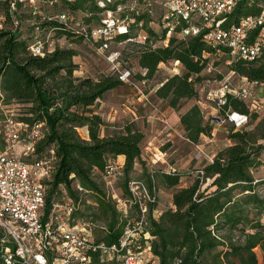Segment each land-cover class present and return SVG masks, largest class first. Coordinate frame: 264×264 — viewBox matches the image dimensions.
<instances>
[{
	"label": "trees",
	"instance_id": "1",
	"mask_svg": "<svg viewBox=\"0 0 264 264\" xmlns=\"http://www.w3.org/2000/svg\"><path fill=\"white\" fill-rule=\"evenodd\" d=\"M138 2L143 9L126 12L135 23L127 33L118 34L114 41L132 40L133 28L146 32L139 50V66L145 73L140 74L142 81L153 77L161 63L174 61L181 64L184 71L168 77L156 91V96L167 101L169 107L180 115V128L185 138L190 144L198 145L202 136H213L211 123L206 120L199 104L184 112L179 111L183 100H199L197 87L200 75L209 64L208 57H228L229 67L235 74L258 85L264 84V53L250 61L232 57L228 48L207 45L202 34L178 38L179 31L188 26L187 22L164 21L162 13L156 17L150 8L143 7L145 0ZM263 7L264 0H242L234 11L221 18V28L238 25L241 18L258 15ZM5 10L6 6L0 3V12ZM60 10L82 13L85 23L100 26L106 9L99 7L95 0H74L63 2ZM152 23L162 30L161 39L156 41L153 37L158 35ZM169 23L175 26L171 35ZM64 35L63 31L56 32V38ZM3 38L6 39L0 50V91L5 94L6 104L12 100L29 104L25 114L17 118L19 121L30 126L42 125L43 138L36 145L34 158L44 159L50 157L51 150L55 151L56 172L52 181L47 182L46 213L57 201L55 198L60 196L62 187L72 199L79 201L78 183L87 193L94 195L97 206L92 217L94 221L102 218L106 225L105 234L95 239L106 244L117 243L132 212L126 218L115 209L104 193L102 174L110 160L116 161L124 156L121 190L123 197L129 198L131 174L137 164L144 165L141 146L146 134L130 123L107 131L95 106L106 93L125 83L112 74H104L97 80L75 77L77 65L73 61L76 55L73 49L57 48L52 54L40 58L32 56L30 45L18 40L17 35L0 33V40ZM71 40L86 43L83 38L68 36L67 41ZM227 98V106H217L223 116L230 108L248 115L252 121L258 120L259 113L250 112L251 103L231 95ZM0 101H3L1 97ZM228 124L225 128L228 126L230 145L220 150L213 161L198 167L196 177L189 185H182L183 177L188 173L181 174L173 167L167 170L154 167L145 176L144 181L149 187H155L157 198L158 183L172 192V207L155 216L157 204L150 206L145 227L150 236V254L158 259L159 264H260L255 250L259 249L264 255V197L259 195L264 179H255L252 171L260 168L263 162L264 117L253 130ZM79 130H86L88 138L85 139ZM145 243L143 240L141 248L146 246ZM92 264H101L97 255H94Z\"/></svg>",
	"mask_w": 264,
	"mask_h": 264
},
{
	"label": "built area",
	"instance_id": "2",
	"mask_svg": "<svg viewBox=\"0 0 264 264\" xmlns=\"http://www.w3.org/2000/svg\"><path fill=\"white\" fill-rule=\"evenodd\" d=\"M72 1L74 0H0L6 6V10L0 12V33L6 32L9 22L15 30L20 29L21 17L25 13L35 35L29 52L40 58L62 48L61 40L67 41L68 36L83 38L86 43L95 47L99 55L106 56L113 76L125 84L135 86L140 98L149 101L142 92L141 83L132 82V71L122 69L119 53L110 52L114 38L118 34L127 33L135 23L126 12L143 9L138 0H95L99 7L106 9L100 26L85 23L77 13L49 11L60 7L63 2ZM240 1L242 0H163L160 4L164 21L183 20L188 23L187 27L179 31L178 38L202 34L207 45L228 48L232 57L253 61L264 53V7L256 16L241 18L238 25L221 28V18L234 11ZM143 7L150 8L152 15H155L152 0H145ZM124 13L126 16H123ZM169 26L171 35L175 26L170 23ZM58 30L65 35L56 38ZM107 52L110 53L105 55ZM176 63L179 65V62ZM241 81L245 84L237 86L229 80L224 81L208 98L215 101L217 106L225 107L227 96L231 95L241 101L249 100L250 112L264 113V92L258 98L253 95V87L264 88V84L250 83L244 77ZM162 121L170 128L167 117H163ZM249 121L248 115L228 108L218 123L219 126L232 123L236 128L242 129ZM42 138L41 124L30 126L19 121L14 113H2L0 264H92L94 255L100 258L101 264H152V258L148 259L146 255L151 250L150 236L145 232V227L148 224L150 206L158 204L155 187L151 189L144 180L133 179L128 183L130 197L119 196L115 185L125 164L110 160L101 178L104 193L113 200L122 217L128 218L132 209H136V219H129L117 243L98 242L93 232L95 225L79 216L82 196L87 191L78 183L76 190L80 195L79 201L68 197L54 201L50 212L46 213L47 182L52 181L56 164L54 150H51L50 157L40 160L34 158L36 145ZM196 147L200 155H203L202 146ZM29 157L34 160L28 163ZM259 195L264 197V187ZM160 214L158 210L155 211V216ZM143 240L146 241V246L141 248Z\"/></svg>",
	"mask_w": 264,
	"mask_h": 264
},
{
	"label": "rangeland",
	"instance_id": "3",
	"mask_svg": "<svg viewBox=\"0 0 264 264\" xmlns=\"http://www.w3.org/2000/svg\"><path fill=\"white\" fill-rule=\"evenodd\" d=\"M163 0H152L154 13L156 17L159 16L160 13L163 12L161 7V2ZM51 13L56 11H61L60 7H56L55 9L49 10ZM79 18H83L84 15L82 13H77ZM28 15L25 13L22 14L21 20L22 23L20 25V29L15 30L12 24L9 22L6 27V33L17 35L18 40L22 42H27L28 45L33 43L34 39V30L33 27L30 26L28 22ZM95 25L94 23H92ZM152 27L155 29L157 37L154 36L153 40L156 41L161 39L162 37V30L160 29L159 25L156 23L151 24ZM133 40L127 42H116L113 41L110 46V52H116L120 55V64L122 69L130 70L133 74L132 82L136 84H140L143 94L146 96L147 100L145 101L140 98L138 90L135 86L131 84H125L119 87V89L110 91L104 95V98L100 101H97L95 109L97 113L103 117L108 125L107 131H113L111 126L115 127H123L126 124H132L135 128L145 132L146 137L142 143L143 154H142V162L144 166L142 167L141 164L137 165L135 171L131 174V178L133 179H144L142 176L143 168L146 170H152V168H160L165 167L170 169V167L175 168L181 174H191L185 175L183 177V187L189 185L193 178H195V170L198 169L204 162H210L214 159V156L222 149L227 148L231 141L227 139V125L219 126L218 120L223 116L220 113V110L217 108V104L215 101H211L208 96L209 94L219 89L223 82L229 80L233 82L235 85L239 86L242 83L245 84L240 76L235 74L230 66V61L228 57H223L220 55H214L209 58V64L207 65V69L203 71L200 75L201 80L199 81L200 85H198V99L196 101H188L183 100L181 102L180 113L186 111L194 104H199L201 107L203 114L206 116V120H208L213 131V136L207 137L202 136L199 143H202L204 154L200 155L199 150H197V145H192L188 142L185 138L184 132L179 130L177 126L174 125V121L170 120L173 129L167 128V131L162 134L163 137L161 139H154L153 138V131L152 129L161 128L163 123L153 117V114H164L166 111H169V104L167 101L160 100L156 96V91L163 86V82L168 77L174 76L176 74H180L184 71L181 64L177 65L176 62L170 61L161 63L157 67L156 73L151 77L149 80L145 81L142 84V80H140V74L144 75V70H142L139 66V50L140 44H142L145 40L146 32L144 30H140L139 28H133L132 32ZM159 37V38H158ZM6 38L0 40V50L4 45V41ZM62 41V49H70L76 52V55L73 59L74 63L77 65L74 76L82 79L92 78L94 80L99 79L104 74H111L110 65L106 58V56H101L97 53L95 47L90 43H85L80 40H71L69 41ZM158 45H163L162 43H158ZM107 52L105 55H108ZM262 88L261 86L253 87V95L254 97H260L262 95ZM0 117H2V113L10 112L14 113L17 118L25 114V110L27 109L28 105L18 103L14 100L12 102L6 104L5 101V94L0 91ZM249 101V100H248ZM250 103V102H249ZM264 117V113H259V118L257 121L250 120L246 129L253 130L255 126L259 123V121ZM137 118V119H136ZM157 118H161L157 115ZM169 119V115L167 116ZM174 125V126H173ZM109 128V129H108ZM176 130V131H175ZM83 137H86L83 130H79ZM167 133L170 136H167ZM210 140H212L210 142ZM168 146V147H167ZM167 147V150H163ZM3 148V142L0 140V150ZM163 154V155H161ZM160 159V161H158ZM263 160L262 165L260 168L253 170L252 174L254 175L255 179L260 180V178H264V154L261 156ZM34 158L29 157L27 162H32ZM164 162V163H163ZM96 176L97 173H95ZM99 179V178H98ZM123 173L121 176L118 177V181L115 185L116 194L121 196L122 190V183H123ZM101 182V179H99ZM158 189V204L157 208L159 210H167L170 208L171 203V190H166L157 184ZM71 198L64 188L62 187V191L60 196L55 198V200H64L66 198ZM113 205H116L113 200L110 198ZM96 204L94 202V195L90 193H85L82 196V202L79 207V216H83L87 220L93 221L92 223L95 225L94 227V236L95 238H101L105 231L106 225L104 221L99 219L98 221H94L92 218L93 215L96 213ZM131 219H136V210L132 209ZM130 216V215H129ZM253 216V215H252ZM91 218V219H90ZM258 254L259 263H263L264 255L262 251L259 249L255 250ZM147 258H152V264H157L155 261L156 259L149 253L146 254Z\"/></svg>",
	"mask_w": 264,
	"mask_h": 264
},
{
	"label": "crops",
	"instance_id": "4",
	"mask_svg": "<svg viewBox=\"0 0 264 264\" xmlns=\"http://www.w3.org/2000/svg\"><path fill=\"white\" fill-rule=\"evenodd\" d=\"M261 90H262V92L261 93H263L264 92V88L262 87V88H260ZM157 115H159L160 117H167L168 115H169V119H168V122H169V125H170V127L173 129V127H172V124L170 123V120H173L174 121V125L175 126H177L178 128H179V130H181V128H180V115H178V113L174 110V109H172L171 107H169V111H166V113H164V114H162V113H160V114H157ZM157 115L154 113L153 114V117L155 118V119H157V120H159L161 123H163V121H162V119L161 118H157ZM137 119V118H136ZM105 121V120H104ZM173 125V126H174ZM107 127H108V125L106 124V121H105V128L107 129ZM109 128H112L113 130L114 129H117V128H119V127H115V126H111V127H109ZM108 128V129H109ZM152 131H153V138L154 139H161V137H163L162 136V134L164 133V132H166L167 131V127L165 126V124L163 123V126H161V128H153L152 129ZM176 131V130H175ZM181 131H183V130H181ZM83 133H85V135H86V137H84L85 139H87L88 138V133L86 132V130H83ZM145 133V132H144ZM167 136H170V134H168L167 133ZM1 140V139H0ZM212 140H210V142H211ZM202 143H198V145H201ZM202 146V148H203V146L204 145H201ZM119 163H123V164H125L124 162H125V157L124 156H121V157H118L117 159H116ZM137 165H139V164H137ZM141 166L143 167L144 165H142L141 164ZM137 167V166H136ZM165 170H167V168H166V166L165 167H163ZM143 170L144 171H142V176L144 177V179L143 180H145L146 179V174H148L149 172H150V170H146V169H144L143 168ZM139 179H141V178H139ZM260 179H264V178H260ZM258 180V179H257ZM172 194V193H171ZM170 207H172V195H171V203H170ZM163 210H159V212H162ZM156 259V263L157 264H159V261H158V259L157 258H155Z\"/></svg>",
	"mask_w": 264,
	"mask_h": 264
}]
</instances>
